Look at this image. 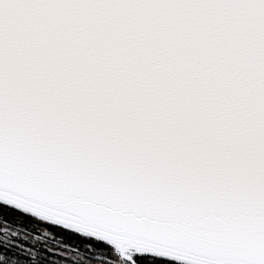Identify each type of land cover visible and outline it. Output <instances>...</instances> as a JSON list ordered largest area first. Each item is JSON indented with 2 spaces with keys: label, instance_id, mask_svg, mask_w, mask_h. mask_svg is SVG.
Instances as JSON below:
<instances>
[{
  "label": "snow or ice",
  "instance_id": "snow-or-ice-1",
  "mask_svg": "<svg viewBox=\"0 0 264 264\" xmlns=\"http://www.w3.org/2000/svg\"><path fill=\"white\" fill-rule=\"evenodd\" d=\"M0 264H264V0H0Z\"/></svg>",
  "mask_w": 264,
  "mask_h": 264
}]
</instances>
